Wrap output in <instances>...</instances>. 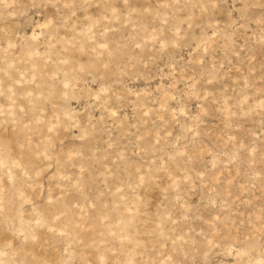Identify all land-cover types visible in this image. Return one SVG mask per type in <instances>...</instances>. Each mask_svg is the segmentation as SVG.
Segmentation results:
<instances>
[{"label":"rangeland","instance_id":"1","mask_svg":"<svg viewBox=\"0 0 264 264\" xmlns=\"http://www.w3.org/2000/svg\"><path fill=\"white\" fill-rule=\"evenodd\" d=\"M0 264H264V0H0Z\"/></svg>","mask_w":264,"mask_h":264}]
</instances>
